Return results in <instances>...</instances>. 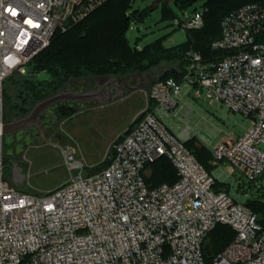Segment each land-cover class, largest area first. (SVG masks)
<instances>
[{
    "label": "built area",
    "instance_id": "2783aa9c",
    "mask_svg": "<svg viewBox=\"0 0 264 264\" xmlns=\"http://www.w3.org/2000/svg\"><path fill=\"white\" fill-rule=\"evenodd\" d=\"M108 1L0 0V95L55 33ZM202 15L178 19V29H200ZM220 28L211 50L223 55L206 61L189 50L181 81L154 83L106 169L83 178V164L67 148L62 155L75 175L50 192L30 193L4 179L0 159V264H264V228L245 206L264 202V0L225 16ZM186 96L250 121L241 136L225 131L210 149L211 173L185 148L193 137L207 147L188 124ZM160 158L178 181L150 188L144 172ZM218 225L235 237L206 262L204 244Z\"/></svg>",
    "mask_w": 264,
    "mask_h": 264
},
{
    "label": "trees",
    "instance_id": "16d2710c",
    "mask_svg": "<svg viewBox=\"0 0 264 264\" xmlns=\"http://www.w3.org/2000/svg\"><path fill=\"white\" fill-rule=\"evenodd\" d=\"M195 1L174 0V5L180 11L188 10ZM260 1L262 0H205L200 10L203 12L202 27L186 31L182 43L166 47L160 39L138 49L129 45L126 34L130 21L141 18L142 14H128L131 0H109L83 21L70 26L65 32L55 33L48 47L29 62L28 72L35 74L34 77L44 74V79L39 80L31 76L15 78L13 74L3 83V121L24 118L37 103L66 91L71 81L86 78L95 80L127 78L148 73L162 63L173 62L177 63V68L169 70L154 83L169 78L181 81L187 63L185 54L189 50H194L201 53L206 61L222 56V53H214L211 50V44L221 37L222 19L242 6ZM196 12L199 10L194 8L193 13ZM162 15L168 19L175 17L167 8H163ZM9 85L15 88L14 96L7 93ZM54 107L58 109L57 113L61 118L73 113L72 108L65 104ZM46 115H42L41 118ZM132 128L133 125L125 134ZM121 138L122 136L115 143ZM185 148L208 171L212 160L210 149L201 144L196 137L186 142ZM110 153L107 160H104L102 170L110 163ZM148 168L152 171V176L145 179V183L150 188L172 186L178 181L176 169L166 158H160ZM245 206L256 216L257 224L264 228V202L247 199ZM234 237L235 233L230 227L216 226L208 234L204 244L205 261L210 262L212 256L225 249Z\"/></svg>",
    "mask_w": 264,
    "mask_h": 264
},
{
    "label": "rangeland",
    "instance_id": "374dc122",
    "mask_svg": "<svg viewBox=\"0 0 264 264\" xmlns=\"http://www.w3.org/2000/svg\"><path fill=\"white\" fill-rule=\"evenodd\" d=\"M204 1L196 0L188 10L180 11L175 7L174 0H131L128 14H142V17L130 21L126 34L129 45L142 49L160 39L166 47L182 43L185 33L178 29L177 20L190 17L194 8L202 10ZM155 2L158 4L157 9L150 11ZM163 8L169 9L175 17L164 18ZM176 68L177 63H162L142 75L119 77L118 79H128L132 87L123 96H118L107 104L98 101L83 105L67 103L65 105L71 107L73 113L64 118L58 115L56 107L51 108L41 118V124L46 129L42 140L37 130L1 137L0 159L4 179L11 182L14 177L24 192H50L70 180L71 175H75L74 172L70 175L62 155V150L67 148L72 149L74 159L83 164V178L91 176V171L102 170L104 160L116 140L132 125L134 127L137 124H133V120L143 112L152 84L166 72ZM34 75L27 70L25 76L15 74L13 77L45 78L44 74ZM95 82L101 81L93 78L71 81L66 91H92ZM7 93L14 96L15 88L9 85ZM183 101L186 103L188 124L193 134L207 140L209 149L223 138L225 131L241 136L250 126L248 119L229 112L222 104H212L190 96L184 97ZM2 114L1 92L0 115L2 122H6L3 121ZM213 170L210 164L208 172ZM227 183L230 181L227 180Z\"/></svg>",
    "mask_w": 264,
    "mask_h": 264
},
{
    "label": "water",
    "instance_id": "95a60500",
    "mask_svg": "<svg viewBox=\"0 0 264 264\" xmlns=\"http://www.w3.org/2000/svg\"><path fill=\"white\" fill-rule=\"evenodd\" d=\"M158 4L155 2L150 9L153 11L157 9ZM105 86H99L96 90L88 91V92H75L73 90L62 91L46 100H43L37 103L31 110V112L21 119H15L10 122H2L1 115H0V138L15 135L19 132H26L29 129L37 130L38 134L40 135V139L42 140L43 135V127L40 124V117L53 108L54 106L66 104V103H73V104H86L92 101L101 102V104H107L112 99L117 98L118 95L112 96L111 89L104 93L103 88ZM142 117V113L138 114L134 120L133 124H136ZM108 155L106 156L107 160ZM97 171V170H96ZM96 171H91L90 174H93ZM14 176V175H13ZM144 176L146 179H150L152 176V171L146 170L144 172ZM11 180V178H10ZM13 186L20 189V183L13 177L12 181L10 182ZM19 184V185H18Z\"/></svg>",
    "mask_w": 264,
    "mask_h": 264
},
{
    "label": "flooded vegetation",
    "instance_id": "af4514ba",
    "mask_svg": "<svg viewBox=\"0 0 264 264\" xmlns=\"http://www.w3.org/2000/svg\"><path fill=\"white\" fill-rule=\"evenodd\" d=\"M100 81L101 82H95L94 88L92 90H96L97 87H99V86H105L103 88V92L106 93L109 90V88H110L112 96H115V95H118V96L122 95L123 96V94H125V92L127 90L132 88L131 85H130V81L128 79L105 78V79L100 80ZM41 117H40V124H41ZM44 128L45 127H43V130H44L43 133L46 132V129H44ZM32 130H35V129H29L28 131H26V133H28V132H30ZM38 136L40 138L39 134H38Z\"/></svg>",
    "mask_w": 264,
    "mask_h": 264
}]
</instances>
